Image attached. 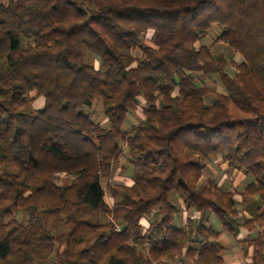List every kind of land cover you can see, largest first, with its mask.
Masks as SVG:
<instances>
[{
	"label": "trees",
	"instance_id": "16d2710c",
	"mask_svg": "<svg viewBox=\"0 0 264 264\" xmlns=\"http://www.w3.org/2000/svg\"><path fill=\"white\" fill-rule=\"evenodd\" d=\"M217 158L260 204L241 224L235 191L199 183ZM211 217L264 264V0H0V264H224Z\"/></svg>",
	"mask_w": 264,
	"mask_h": 264
},
{
	"label": "rangeland",
	"instance_id": "374dc122",
	"mask_svg": "<svg viewBox=\"0 0 264 264\" xmlns=\"http://www.w3.org/2000/svg\"><path fill=\"white\" fill-rule=\"evenodd\" d=\"M220 34V31L217 27L212 26L208 35L201 40V44L209 47L210 50L214 53V54H221L223 55L226 60L228 61V67H227V73L229 75H232L234 73V68L231 66L232 62L238 63L240 61V57L238 55H236L227 45H224L220 42H216V37ZM89 63L93 64L95 67H97L98 62L96 60L95 57L88 55L87 59H86ZM198 78V84L201 82L202 84H204L205 86L209 87L212 90H216L217 92H220L221 86L219 81L217 80V78H209L206 79L202 76H197ZM34 94L31 93L30 96H33ZM208 103L210 102V99L206 100ZM33 107L38 108L41 105V101L40 99H35V101L32 103ZM92 111L94 112L93 115V120L96 121V119H100L102 116V110H101V105L99 102H96L93 104L92 106ZM142 120V114L140 109H136L134 112L130 113L128 115V118L125 122V128L128 130L133 126H137L139 125V123ZM103 126H107V124H105L104 122H101ZM125 167L126 166V162L124 158H121L119 161V165H118V169L120 167ZM120 169L118 171H116V173L113 175V177H111L109 180L107 179H101V185L102 188L104 189L105 192V201L106 203L110 202V198H109V191L107 189V186L109 184H124V185H129L130 184V177H128L129 172H125L124 170L122 172H120ZM67 175L65 174H57L56 178V184L59 185L60 179L66 178ZM221 177H225L224 181L222 182V184L225 187H228V184H230V187L232 188V186L237 185L234 188V191L236 192V194H238V192H241L242 189L244 188L246 181L250 179V177H247L239 172H236L234 170L228 169L226 166V163H224L223 161H221L220 159H213L210 162H207L206 167L203 171V175L199 180L200 184H205L206 180L209 178H212L215 181H218V179H220ZM239 177H244V182L243 183H238L239 182ZM231 181V183H230ZM239 197L237 195H235V199L237 200ZM183 218H181L182 221ZM100 220H104V218H100ZM49 264V263H48ZM165 264H180L178 261L174 262H166Z\"/></svg>",
	"mask_w": 264,
	"mask_h": 264
},
{
	"label": "crops",
	"instance_id": "0c3cea01",
	"mask_svg": "<svg viewBox=\"0 0 264 264\" xmlns=\"http://www.w3.org/2000/svg\"><path fill=\"white\" fill-rule=\"evenodd\" d=\"M225 177H221L220 179H218V183H221L222 186H224L222 184V182H225L224 179ZM239 184L244 182V177H239ZM212 179V178H209ZM249 180L246 181V183H248ZM231 183V181H230ZM237 185H233L232 188L230 187V184H228V190L230 191H234V188ZM237 196L239 197V195L237 194ZM237 201L239 202L238 205V210L241 211V216L239 217V224L242 223L243 219H250L253 217V215L255 214V209L260 206V204H258V201L256 198H253L247 202H240V197L237 199ZM195 216V215H194ZM182 223L184 222L185 218H186V213H183L182 216ZM208 225L213 227L218 233V243L223 247V252H222V257L224 260V264H249L250 259H251V248L247 247L246 243H244L243 241L246 240L247 236H248V232L242 228H239V230L235 233L234 237L229 236L228 234L224 233L222 231V228L220 226V224L216 221L215 218L211 217L209 218V222Z\"/></svg>",
	"mask_w": 264,
	"mask_h": 264
},
{
	"label": "built area",
	"instance_id": "2783aa9c",
	"mask_svg": "<svg viewBox=\"0 0 264 264\" xmlns=\"http://www.w3.org/2000/svg\"><path fill=\"white\" fill-rule=\"evenodd\" d=\"M174 262H177V260H173ZM185 264H191V262H187V263H185Z\"/></svg>",
	"mask_w": 264,
	"mask_h": 264
}]
</instances>
